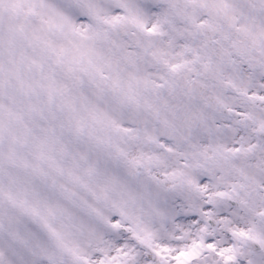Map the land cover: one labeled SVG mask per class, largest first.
Wrapping results in <instances>:
<instances>
[{
    "label": "snow or ice",
    "instance_id": "snow-or-ice-1",
    "mask_svg": "<svg viewBox=\"0 0 264 264\" xmlns=\"http://www.w3.org/2000/svg\"><path fill=\"white\" fill-rule=\"evenodd\" d=\"M0 264H264V0H0Z\"/></svg>",
    "mask_w": 264,
    "mask_h": 264
}]
</instances>
